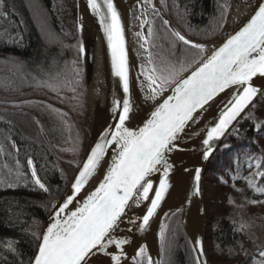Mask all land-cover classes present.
Here are the masks:
<instances>
[{"label":"trees","instance_id":"1","mask_svg":"<svg viewBox=\"0 0 264 264\" xmlns=\"http://www.w3.org/2000/svg\"><path fill=\"white\" fill-rule=\"evenodd\" d=\"M161 1L174 27L198 43L220 35L231 2ZM34 2L44 18L29 0H3L7 16L0 36V138L9 149L19 148L26 164L29 158L34 160L48 187L47 194L25 186L0 190V232L20 241L21 248L26 245L28 264L47 216L76 171L88 113L77 0ZM150 30L151 62L158 72L166 62L179 67L181 62L187 65L204 56V50L178 41L159 15L152 19ZM56 73L59 76L53 81ZM45 80L62 84L54 91L40 85ZM255 104L211 158L204 178L211 185L229 189L222 197L206 201V220L212 217L211 235L206 230L207 248L219 264H264L259 254L264 251V120L257 123L249 116ZM75 114L82 120L79 128L73 122ZM241 175L250 180L251 194L235 203L230 187ZM32 220L34 244L29 242ZM163 264H197L182 211L173 214L168 223Z\"/></svg>","mask_w":264,"mask_h":264},{"label":"snow or ice","instance_id":"2","mask_svg":"<svg viewBox=\"0 0 264 264\" xmlns=\"http://www.w3.org/2000/svg\"><path fill=\"white\" fill-rule=\"evenodd\" d=\"M89 3L95 7L93 0H89ZM2 4L3 0H0V5ZM107 5L111 11L112 23L105 26V31L112 50L113 67L115 75L122 80L124 93H128L129 76L119 16L111 0H107ZM3 15L7 16V13ZM164 24L168 25V21H164ZM170 30L184 45L199 50L206 48L204 44L188 40L179 31ZM149 56L151 62V53ZM78 71L75 70V73L78 74ZM151 72L156 74L155 78H148L155 87L152 88V95L148 99L156 100L158 95L162 96L167 91H171L172 95L167 96L163 103H156L150 118L138 129L124 126L125 121L129 119L130 102L128 99L122 101L119 124L111 134L112 140L107 141L119 144V152L112 166L99 187L89 194L82 206H78L75 211H67L69 205L74 202L73 195H67L62 204L53 205L49 224L39 237L41 243L33 264H97L96 258L99 256L109 257L108 264H121L123 246L131 241L127 237L118 238L117 230L126 209L130 207V201L137 200L135 194L141 187L142 198L149 199L153 184L146 178L152 173L163 172L159 188L155 190V198L151 199V206L142 217L141 230L149 224L150 218L168 191V175L173 168L169 163L168 154L178 150V141L187 134L190 124L196 122L206 106L225 89L251 81L258 74L264 76V4H259L251 19L234 35L229 36L222 46L214 48L210 55L187 65L181 62L179 67L166 62L159 72L155 66ZM58 76L59 73H56L52 80L56 81ZM61 84L62 82L48 80L40 82L41 86L54 91L58 90ZM256 94V88L245 87L243 94H238L234 103L229 102V105L225 106L219 122L207 130V136L202 141L205 150L201 155L205 161L211 155L215 141L224 135ZM256 127L259 130L260 125ZM104 154L103 144L98 143L92 149L87 162L83 164L71 186L74 193L78 194L88 182ZM28 164H33L31 159ZM201 171V168L194 169L193 195L200 194ZM31 174L36 185L47 192L48 189L37 177L34 166ZM243 228L244 225H241L240 230ZM117 249L120 250L119 254H116ZM193 250L198 253L197 264H201V257L204 256L202 241H197ZM140 252H143V248ZM259 254L264 257V251Z\"/></svg>","mask_w":264,"mask_h":264},{"label":"water","instance_id":"3","mask_svg":"<svg viewBox=\"0 0 264 264\" xmlns=\"http://www.w3.org/2000/svg\"><path fill=\"white\" fill-rule=\"evenodd\" d=\"M152 1L156 11L155 14L161 16L164 21H168L167 26L170 29L178 31L167 17L162 1ZM230 1L220 35L215 40L206 43L193 41L196 44L206 45L204 56L210 55L214 48L222 46L229 36L234 35L251 19V16L258 10L259 4H264V0H247L246 3L249 4L247 11L241 17L234 19V12L240 3H245V0ZM111 3L119 16V23L122 29L129 76V92L124 93L122 80L115 75L113 67L112 50L109 46L108 35L105 31V26L112 23L111 11L108 9L107 0H93L95 7L89 3V0H77L78 25L81 38L88 113L83 150L78 160L76 171L65 192L55 203L62 204L67 195H73L74 202L69 205L67 210L69 212L75 211L78 206H82L88 195L99 187L107 175L108 169L112 166L115 157L118 155L119 144L115 141L112 143H107V141L112 140L111 134L116 131V125L119 124V113L122 111V101L128 99L130 102L129 119L125 121L124 126L130 129H138L139 127H143L147 119L150 118L151 112L155 110L154 105L156 103H163V100L167 96L172 95L171 91H167L162 96L158 95L156 100L148 99L152 93L146 90L142 81L144 66L134 42L132 19L135 8H144L145 0H111ZM151 22L152 19H146L143 24L150 71L152 69L149 57V30ZM98 62L102 78L96 83V68ZM152 76L155 78L154 73H152ZM95 84L98 85L97 90L95 89ZM245 87L256 88L257 94L236 120L232 122L224 135L215 141L213 151L208 160L205 161L201 153L205 150L202 141L207 136V130H210L219 122L225 106L229 105V102L234 103L238 94H243ZM263 94L264 76L258 74L251 81L245 82L244 84L232 85L228 89H225L224 92L219 93L206 106L205 110L199 114L196 122L190 124L187 134L183 139L178 141V150L168 154L169 163L173 165L168 175L169 188L164 198L160 201L153 217L150 218L149 224L141 230L142 217L147 213V208L151 206V199L155 198V190L159 188V182L163 178L162 171L152 173L146 178L150 179L153 184V189L149 192V199L144 200L142 198L143 188L141 187L139 192L135 194L137 200L130 201V207L126 209V214L123 217L116 235L121 239L127 237L131 242L123 246L124 255L122 256L121 264H150V262L151 264H163V246L168 223L173 214L180 211H182V222L185 232L193 249L197 241H202L204 256L201 257V264H204V261H206V264H212L206 243L207 205L204 192V178L207 172V165L218 148L223 144L225 138L233 130L234 126L238 124ZM98 143L104 145L105 154L101 158V162L97 166L96 171L88 179V182L81 191L76 194L72 191L71 186L82 170L83 164L87 162L92 149ZM30 159L33 162L31 166L28 164L30 174L34 166L37 177L40 179L34 160L32 158ZM196 168L202 169L199 182V195H193L194 169ZM185 169H188V171H185ZM32 178L35 181V178ZM52 212L53 208L46 218L41 235L49 224ZM40 243L41 240L39 239L30 264H33L34 258L38 254V246ZM141 248H143L142 253L140 252ZM119 251L117 249L116 254H119ZM194 253L197 257L198 253L195 251ZM96 259L97 264H108L109 257L99 256Z\"/></svg>","mask_w":264,"mask_h":264},{"label":"rangeland","instance_id":"4","mask_svg":"<svg viewBox=\"0 0 264 264\" xmlns=\"http://www.w3.org/2000/svg\"><path fill=\"white\" fill-rule=\"evenodd\" d=\"M29 2H31L30 4L33 10H35L40 16L44 18L45 16L41 12V9L37 5V3L34 2V0H29ZM246 2L247 0H245V3ZM151 4L153 9H155L152 0H151ZM2 13H3V7L2 5H0V35L3 33L4 30ZM149 53H150V49H149ZM249 116L252 117L255 121H257V123H260L261 121L264 120V95L263 97H261V100L257 104H255V107L252 109ZM81 121H82L81 118H79V116L75 114V121H73L75 124V128H79V126H81ZM206 176L207 175H205V177ZM233 182H234V186L230 187L231 188L230 190H232L233 192L232 196L235 203L242 202L244 198L248 199L250 197L251 194L250 191L252 188L251 185L249 184L250 180L246 179L243 175L242 177L236 176ZM8 185H13L12 187H24V186L34 187L33 180L29 174L27 164L24 161L23 156L20 154L19 150L13 151L9 149V147L6 146L4 144V141L0 138V189L7 188L9 187ZM226 190L228 191L229 189ZM226 190H224L222 187H216L214 185H211L208 181L204 179V192L207 202L222 197V195L225 193ZM258 198H256V200ZM206 224H207V228H206L207 233L208 235H211L212 217L208 218V221L206 220ZM212 264H219V262L212 260Z\"/></svg>","mask_w":264,"mask_h":264},{"label":"bare ground","instance_id":"5","mask_svg":"<svg viewBox=\"0 0 264 264\" xmlns=\"http://www.w3.org/2000/svg\"><path fill=\"white\" fill-rule=\"evenodd\" d=\"M248 3H240L236 11L234 12V19L241 17L248 9ZM156 11L153 9L151 0H145L144 8L140 9L139 7H136L133 13V19H132V30H133V37L134 42L137 46L138 52L140 54V57L142 59V63L144 66V75L142 76L143 84L146 87V90L150 93H152V88L155 87V85H152L149 76H152V73L150 71V65L148 62V54H147V45L146 40L144 38L143 33V24L146 19H153L156 16ZM98 66L96 68V83L99 82L102 78L101 70L99 68V62L97 63ZM95 89H98V85L95 84ZM94 89V90H95ZM87 125V120H86Z\"/></svg>","mask_w":264,"mask_h":264},{"label":"flooded vegetation","instance_id":"6","mask_svg":"<svg viewBox=\"0 0 264 264\" xmlns=\"http://www.w3.org/2000/svg\"><path fill=\"white\" fill-rule=\"evenodd\" d=\"M3 13H4V9H3ZM3 13H2V20L5 18V15H3ZM15 150H19V148ZM28 160H27V166H28ZM28 169H29V166H28ZM32 180H33L34 187H31V188L45 192L44 190L40 189L38 185H36L33 178ZM42 183L44 182L42 181ZM45 187L48 189L46 185ZM26 188H29V187H26ZM1 189H4V188H1ZM47 192L45 193L47 194ZM35 233H36L35 232V222L34 220H32V224H30V229H29V242L32 244L35 243ZM9 245H11V247H9ZM22 248H23V252H21ZM22 248L20 246V241L14 239L13 237H11L10 235L6 233L0 232V264H28V253L27 251L25 252L26 245L23 244Z\"/></svg>","mask_w":264,"mask_h":264}]
</instances>
